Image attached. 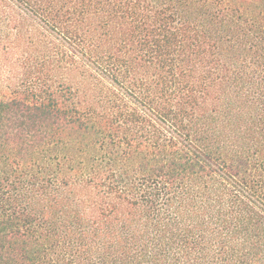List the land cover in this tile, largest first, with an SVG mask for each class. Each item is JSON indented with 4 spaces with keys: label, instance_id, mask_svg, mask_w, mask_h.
I'll return each instance as SVG.
<instances>
[{
    "label": "trees",
    "instance_id": "1",
    "mask_svg": "<svg viewBox=\"0 0 264 264\" xmlns=\"http://www.w3.org/2000/svg\"><path fill=\"white\" fill-rule=\"evenodd\" d=\"M0 264H264V0H0Z\"/></svg>",
    "mask_w": 264,
    "mask_h": 264
}]
</instances>
